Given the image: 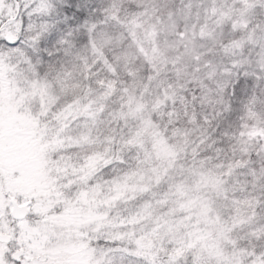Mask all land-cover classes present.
Here are the masks:
<instances>
[{
	"label": "snow or ice",
	"instance_id": "1",
	"mask_svg": "<svg viewBox=\"0 0 264 264\" xmlns=\"http://www.w3.org/2000/svg\"><path fill=\"white\" fill-rule=\"evenodd\" d=\"M0 264H264V0H0Z\"/></svg>",
	"mask_w": 264,
	"mask_h": 264
}]
</instances>
